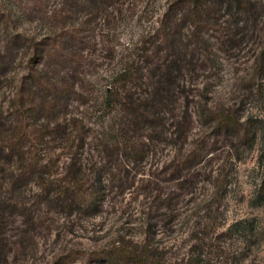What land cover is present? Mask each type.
I'll return each mask as SVG.
<instances>
[{
    "label": "rangeland",
    "instance_id": "1",
    "mask_svg": "<svg viewBox=\"0 0 264 264\" xmlns=\"http://www.w3.org/2000/svg\"><path fill=\"white\" fill-rule=\"evenodd\" d=\"M83 1L0 0V53L5 55L8 39L18 35L42 43L44 51L56 45L69 58L82 60L93 102L77 87L57 116H84L105 125L111 116L104 117L98 105L112 83H123L121 73L139 78L130 85L137 96L150 95L155 77L167 74L170 83L163 87L166 100L157 126L160 143L149 146L142 160L117 165V174L100 176L105 192L92 210H68L55 201L46 206L34 184L23 198L1 189L0 198L25 203L32 219L28 227L19 210L13 216L10 241L21 229L31 236L23 251L11 248V258L53 264L72 251L79 257L75 264H106L95 263L91 254L120 243L138 252L150 250L162 264H264V0H247V7L227 0L215 9L210 0ZM180 18L186 23L172 30ZM190 25L203 30L188 36L194 30ZM72 32L83 41H69ZM165 35L169 45L161 43ZM197 39L207 48L195 46ZM174 42L188 44L193 52L175 48ZM7 46L13 49L0 73L3 115H10L18 134L37 141L38 153L59 155L58 144L36 138L48 119L30 116L31 87L24 81L32 67L55 82L67 80L51 68L49 57L30 62L28 45ZM100 96L97 107H89ZM220 116L234 121L238 130L221 129ZM186 118L191 132L182 145L174 134ZM192 154L198 160L183 184L175 185L170 179L176 162L181 168ZM89 155L82 160L83 170L94 180L109 165ZM50 158L51 176L65 177L66 158L42 159Z\"/></svg>",
    "mask_w": 264,
    "mask_h": 264
},
{
    "label": "trees",
    "instance_id": "2",
    "mask_svg": "<svg viewBox=\"0 0 264 264\" xmlns=\"http://www.w3.org/2000/svg\"><path fill=\"white\" fill-rule=\"evenodd\" d=\"M84 1V3H103L108 0ZM183 1L185 0H179L177 4ZM229 1L233 5L247 7V0ZM210 3L211 7L214 6L215 9L227 5V0H210ZM207 15L210 18V14L207 13ZM186 21V18L175 20L171 29H180ZM190 26L191 29L194 28L192 25ZM200 28L195 27L191 31L192 33H188V36L197 37L200 34L199 30H203L202 27ZM167 36L165 35L161 39V43L164 45H169L170 39ZM68 40L71 42L83 41L78 38L75 32L69 34ZM19 43L28 45L33 50L30 62L36 60L37 63L38 58L49 57L51 68L55 66L54 70L61 71L62 78L67 80L66 82H55V79L45 77L32 67L24 81L25 85L30 83L31 87L27 91L30 116L48 119L47 126L44 130H41V134L36 135V138L40 140L47 138L49 142L52 141L58 144V149L61 152L59 155L58 153L56 155H54L55 153L53 155L38 153L34 150L37 141L25 133L18 134L13 127L12 120L9 118L10 115L4 116L3 108L0 107V190L2 189L6 194L20 195L19 197L23 198L27 187L34 184L39 190L41 202L46 206H50L55 201L68 210H92L99 205L105 192L102 184L103 180L100 176L105 178L107 175L117 174V165L142 160L145 154L148 153L149 146H156L157 143H160L159 136L162 133H160L157 126L161 124L162 118L159 110L166 100V97L162 95L164 92L163 87L170 83V79H167L169 78L167 74L161 72L162 67H160L158 72H161V77H155L157 73L153 74V77L156 78L155 85H157L154 91L147 96H137L134 88L130 85L139 78L130 71L123 72L118 76L119 80L121 79L120 82L123 83H120V85L116 82L112 83L111 90L103 93L102 103L98 105L101 102L100 96L95 99L96 105L91 103L89 106L96 108L98 105L105 112L104 117L111 116L108 119V124L105 125L104 121L98 123L97 119L94 123L92 122L93 119H87L84 116H74L68 119L60 118L57 116L58 109L61 110L62 105L67 103L66 99L76 92L77 87H80L78 90H81L93 102L92 96L94 94L90 90L91 83L85 72L84 62L69 58L56 45L50 46L49 50L44 51L46 46L42 47V43H34L24 36L12 35L2 51L5 55L0 53L1 74H4L5 71L3 69L6 66L5 56L12 54L13 48L10 49L7 44L15 46ZM173 45H175V48L188 51V44L174 42ZM196 45L202 49L207 48V45L201 39H197ZM42 49L43 51L40 52ZM191 52L193 51L191 50ZM194 53H197L196 49ZM179 57L181 56L178 54ZM151 60L157 64H162L157 59ZM168 70L169 68L166 71ZM32 88H35V91ZM19 94H21L20 90ZM96 123H98V127H94ZM177 124V131L174 135L184 145L187 143L191 132L189 118ZM218 125L225 131L227 129L235 131L239 128H237L234 121L227 120V116H220ZM241 134L243 135L244 131H241ZM86 154H90L93 159L99 157L100 160L104 161V164L109 165V170L101 167L98 171V178L88 180L82 164ZM47 156L54 157L56 161L66 158L68 172L65 177L54 178L51 176L52 159L50 158L48 161L42 159ZM198 157L199 155L196 154L189 155L183 160L181 168H179V161H177L174 167L175 170L174 168L172 170L173 177L170 181L177 186L183 184L186 180V174H190L192 165H195L194 162L198 160ZM177 158H179V155ZM14 164H16V169H11L10 166H14ZM46 179L50 180L47 181ZM119 187H121L120 181ZM11 201L12 199L7 201V198H0V264H27L23 260L20 262L11 258L10 250L11 248L15 252L22 250L31 236L30 230L21 229L15 235L16 240L13 242L10 241L9 236L15 213H18V210L20 211L24 217V226L27 225L28 227L32 226L31 214L26 209L25 203L19 201L16 203L12 201L11 203ZM79 255L81 256V253ZM77 256L76 253L70 251L65 256L57 258L53 264H75L77 258H79ZM90 257L95 263L162 264L156 256L151 254L150 250L138 252L120 243L118 245L114 244L108 249L94 252Z\"/></svg>",
    "mask_w": 264,
    "mask_h": 264
}]
</instances>
